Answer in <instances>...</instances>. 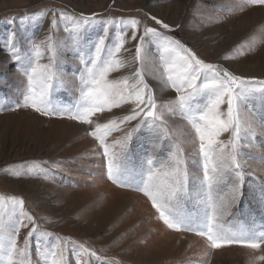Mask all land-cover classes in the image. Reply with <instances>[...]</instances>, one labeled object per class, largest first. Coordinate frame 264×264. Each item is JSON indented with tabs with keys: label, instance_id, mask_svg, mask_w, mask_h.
Returning <instances> with one entry per match:
<instances>
[{
	"label": "snow or ice",
	"instance_id": "1",
	"mask_svg": "<svg viewBox=\"0 0 264 264\" xmlns=\"http://www.w3.org/2000/svg\"><path fill=\"white\" fill-rule=\"evenodd\" d=\"M256 6L264 0H236L229 11ZM49 11L43 38L13 29L4 43L23 78L22 100L11 110L75 122L94 141L102 178L145 198L165 230L200 238L205 256L238 246L250 253L249 264H264V225L240 219L246 188L258 193L252 199L264 212V179L254 188L247 179L257 174L251 160L264 165V151L259 157L245 151L254 146L257 112L264 129V77L201 58L155 15L146 14L148 24L135 17L97 20V13L42 14ZM61 22H68L62 30ZM236 48L238 56L256 50L244 42ZM69 56L79 62L71 73ZM58 89L71 93L67 103L55 102ZM6 174L52 178L35 166ZM50 223L23 197L0 195V264H121L88 241L46 230Z\"/></svg>",
	"mask_w": 264,
	"mask_h": 264
},
{
	"label": "rangeland",
	"instance_id": "2",
	"mask_svg": "<svg viewBox=\"0 0 264 264\" xmlns=\"http://www.w3.org/2000/svg\"><path fill=\"white\" fill-rule=\"evenodd\" d=\"M235 3L236 0H0V109H8L0 110V195L23 197L34 214L51 219L52 223L44 225L46 230L88 241L99 255L115 258L121 264H249L250 253L243 248L215 250L207 257L200 238L189 234L181 239L165 230L155 220L145 198L118 189L102 178L94 141L75 122L42 117L23 108L11 110L22 100L23 78L4 49L13 29L21 35H34L37 40L43 38L51 18V12L43 15V10L85 16L97 13V20L135 17L148 24L152 21L146 14H151L173 26L175 31L169 34L201 58L223 63L237 74L264 77V43L260 42L264 6L229 11ZM216 17H224V21L216 23ZM65 23L68 22H61V30ZM100 27L96 25L94 30ZM241 42L255 45L256 50L238 56L236 46ZM222 55L229 59L218 60ZM77 67L79 62L69 56L66 71L71 73ZM70 95L58 89L54 100L67 103ZM252 143L254 146L245 151L259 157L264 151L259 112ZM250 164L257 173L247 178L254 188L264 179V165L258 160ZM33 166L49 170L52 178H14L6 174ZM246 194V215L240 219L254 221L257 227L264 225V212L252 199V194L258 193L246 188Z\"/></svg>",
	"mask_w": 264,
	"mask_h": 264
},
{
	"label": "bare ground",
	"instance_id": "3",
	"mask_svg": "<svg viewBox=\"0 0 264 264\" xmlns=\"http://www.w3.org/2000/svg\"><path fill=\"white\" fill-rule=\"evenodd\" d=\"M226 263V262H225Z\"/></svg>",
	"mask_w": 264,
	"mask_h": 264
}]
</instances>
